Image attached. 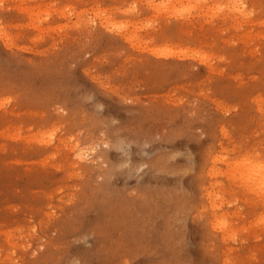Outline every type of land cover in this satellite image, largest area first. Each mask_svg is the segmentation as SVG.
I'll return each mask as SVG.
<instances>
[{
  "label": "rangeland",
  "instance_id": "rangeland-1",
  "mask_svg": "<svg viewBox=\"0 0 264 264\" xmlns=\"http://www.w3.org/2000/svg\"><path fill=\"white\" fill-rule=\"evenodd\" d=\"M262 32L264 0H0V264H264Z\"/></svg>",
  "mask_w": 264,
  "mask_h": 264
},
{
  "label": "bare ground",
  "instance_id": "bare-ground-1",
  "mask_svg": "<svg viewBox=\"0 0 264 264\" xmlns=\"http://www.w3.org/2000/svg\"><path fill=\"white\" fill-rule=\"evenodd\" d=\"M162 2H163V1H162ZM189 3L191 4V2H189ZM166 4H167V3H166ZM187 4H188V3H187ZM218 4H219V3H216V5H218ZM220 4H221V3H220ZM222 5H223V4H222ZM230 5H232V3H231ZM236 5H241V3H240V4H239V3H238V4L236 3V4H235V7H236ZM182 6H183V5H182ZM185 6H186V5H185ZM214 6H215V5H214ZM214 6H213V7H214ZM226 6H227V5H226ZM233 6H234V5H233ZM233 6H232V7H233ZM34 7H35V6H34ZM34 7H33V8H34ZM37 7H39V6H37ZM37 7H35V8H37ZM189 7H190V5H189ZM195 7H196V6H195ZM220 7H221V6H220ZM220 7H219V9H220ZM238 7H239L238 9H242V7H244V6H242L241 8H240V6H238ZM31 8H32V7H31ZM166 8H167V7H166ZM191 8H192V6H191ZM224 8H225V7H224ZM227 8H228V7H227ZM233 8H234V7H233ZM101 9H102V8H101ZM170 9H171V8H170ZM219 9H218V10H219ZM238 9H237V7H236V11H238ZM20 10H21V9H20ZM23 10H25V9H23ZM28 10H29V8H28ZM35 10H36V9H35ZM164 10H165V8H164ZM178 10H179V9H178ZM178 10H177V11H178ZM183 10H184V9H183ZM231 10H232V9H231ZM242 10H243V9H242ZM33 11H34V10H32V12H33ZM120 11H121V10H120ZM174 11H175V10H174ZM29 12H30V11H29ZM37 12H38V10L35 11V12H33V13L37 14ZM40 12H41V11H40ZM46 12L48 13V10H47ZM81 12H82V11H81ZM99 12H100V11H99ZM166 12H167V11H166ZM179 12H180V11H179ZM203 12H204V11H203ZM238 12H239V11H238ZM242 12H243V11H242ZM242 12H240V13H242ZM30 13H31V12H30ZM79 13H80V12H79ZM172 13L174 14L175 12H172ZM172 13H171V14H172ZM176 13H177V12H176ZM186 13H187V12H186ZM206 13H207V12H206ZM214 13H215V12H214ZM250 13H251V12H250ZM48 14H49V13H48ZM232 14H233V13H232ZM247 14H249V13H247ZM29 15H30V14H29ZM167 15H168V13H167ZM175 15H176V14H175ZM179 15H180V14H179ZM226 15H229V14H226ZM36 16H37V15H36ZM100 16H101V15H100ZM177 16H178V15H177ZM230 16H231V15H230ZM235 16H236V15H235ZM34 17H35V15H34ZM102 17H103V16H102ZM30 19H31V18H30ZM39 19H40V18H39ZM41 19H42V18H41ZM102 19H103V18H102ZM37 20H38V19H37ZM28 21H29V20H28ZM240 21H241V19H240ZM261 21H262V20H261ZM104 22H105V21H104ZM115 22H116V21H115ZM149 22H150V21H149ZM237 22H238V21H237ZM253 22H254V21H253ZM28 23H29V22H28ZM31 23H32V22H31ZM36 23H37V22H36ZM76 23H77V22H76ZM261 23H262V22H261ZM33 24H34V22H33ZM105 24H106V22H105ZM116 24H117V23H116ZM116 24H115V25H116ZM123 24H124V23H123ZM123 24L121 25L122 27H123ZM29 25H30V24H29ZM106 25H108V23H107ZM142 25H143V24H142ZM31 26H33V25H31ZM47 26H48V25H47ZM111 26H112V25H111ZM113 26H114V25H113ZM121 26H120V27H121ZM124 26H125V25H124ZM126 26H127V25H126ZM38 27H40V26H38ZM48 27H49V26H48ZM115 27H116V26H115ZM35 28H36V27H35ZM50 28H51V27H50ZM53 28H54V27H53ZM250 28H251V27H250ZM39 29H40V28H39ZM132 30H134V29H132ZM47 31H48V30H47ZM2 32H3L2 35H4V31H1V33H2ZM5 32H6V31H5ZM127 32H128V31H127ZM244 32H245V31H244ZM1 33H0V34H1ZM133 33H134V32H133ZM262 33H264V32H262ZM262 33H261V34H262ZM248 34H249V33H248ZM257 34H258V33H257ZM5 35H6V33H5ZM126 35H127V34H126ZM259 35H260V34H259ZM262 35H263V34H262ZM123 36H124V35H123ZM6 37H7V36H6ZM135 37H137V35H135ZM127 39H128V38H127ZM131 39H132V38H131ZM131 39H129V40H131ZM133 39H134V38H133ZM136 40H137V39H136ZM141 40H142V39H141ZM239 40H240V39H239ZM129 42H130V41H129ZM131 42H132V41H131ZM166 46H167V45H166ZM140 48H141V47H140ZM152 49H153V48H152ZM156 50H157V49H156ZM167 50H168V49H167ZM169 50H170V49H169ZM166 52H167V51H166ZM172 52H173V51H172ZM250 52H251V51H250ZM162 53H163V52H162ZM174 53H175V51H174ZM200 53H201V52H200ZM165 54H166V53H165ZM189 54H190V53H189ZM202 56H204V55H202ZM208 57H209V56H208ZM201 59H202V57H201ZM203 59H204V58H203ZM212 70H213V69H212ZM252 76H253V75H252ZM256 97H257V96H256ZM258 101H259V100H258ZM255 104H256V103H255ZM257 107H258V106H257ZM258 108H259V107H258ZM262 112H263V111H262ZM75 149H76V148H75ZM78 149H79V148H78ZM78 149H77V150H78ZM77 150H76V151H77ZM84 151H85V150H84ZM82 154H83V153H82ZM252 154H253V153H252ZM76 155H77V154H76ZM243 155H244V154H243ZM78 156H79V155H78ZM247 156H248V154H247ZM80 157H81V156H80ZM80 157H79V158H80ZM243 157H244V156H243ZM245 157H246V155H245ZM248 157H249V156H248ZM223 158H225V157H223ZM238 159H239V158H238ZM246 159H247V158H246ZM248 159H249V158H248ZM250 159H252V158H250ZM250 159H249V160H250ZM219 160H220V159H219ZM240 160H241V162H242V157L240 158ZM244 160H245V159H244ZM249 160H248V161H249ZM255 160H256V159H254L253 161H255ZM259 160H260V159H259ZM225 161H226V159H225ZM232 161H233V159H232ZM253 161H252V162H253ZM256 161H257V160H256ZM237 162H238V161H237ZM237 162H236V163H237ZM259 162H260V161H259ZM226 163H227V162H226ZM233 163H234V161H233ZM244 163H246V162H244ZM244 163H242V164H244ZM253 163H254V162H253ZM257 163H258V161H257ZM257 163H256V164H257ZM239 164H240V163H239ZM246 164H247V163H246ZM256 164H255V167H257V168L254 169V168H255L254 166H253L254 168H253L252 166H250V167L253 168V169L251 168L250 170H253V172L256 171L257 169H258L259 171H261V170L263 171L264 168L261 169V168H262V165H261L260 163H258V164H260V165L256 166ZM214 165H215V164H214ZM231 165H233V164H231ZM237 165H238V164H237ZM247 165H248V164H247ZM252 165H253V164H252ZM228 166H229V165H228ZM234 166H236V165L234 164ZM238 166H239V165H238ZM240 166H242L241 168H245V166H243V165H241V164H240ZM248 166H249V165H248ZM248 166H247V167H248ZM226 167H227V166H226ZM247 167H246V168H247ZM250 167H249V168H250ZM258 167H259V168H258ZM227 168H228V167H227ZM232 168H233V167H232ZM236 168H237V166H236ZM241 168H240V169H241ZM249 168H248V169H249ZM216 169H217V168H216ZM260 169H261V170H260ZM213 170H214V169H213ZM231 170H232V169H231ZM236 170H238V173H239V169H236ZM242 170H243V169H242ZM242 170H241V171H242ZM244 170H245V169H244ZM245 171H246V170H245ZM262 171H261V172H262ZM213 172H214V171H213ZM213 172H212V173H213ZM221 172H222V171H221ZM229 172H230V171H229ZM231 172H232V171H231ZM235 172H236V171H235ZM247 172H248V170H247ZM249 172H250V173H249ZM249 172L246 173V174L248 175V177H246V180L249 178V176H251V177L248 179V181H251V180H252V182H253V180H255L257 176H259V179H260L261 172H259L260 175H257V176H254V174L252 175V174H251L252 171H249ZM256 172H257V171H256ZM217 173H218V172H217ZM219 173H220V172H219ZM226 173H227V172H226ZM240 173H242V172H240ZM259 173H258V174H259ZM214 174H216V172H215ZM221 174H222V173H221ZM223 174H225V173H223ZM227 174H228V173H227ZM227 174H225V175H227ZM231 174H232V173H231ZM231 174H228V175L230 176ZM234 174H235V173H234ZM243 174H244V173H243ZM255 174H256V173H255ZM263 174H264V172L262 173V175H263ZM210 175H211V174H210ZM244 175H245V174H244ZM232 176H233V175H232ZM240 176H241V175H240ZM252 176H253V177H252ZM227 177H228V176H227ZM234 178H236V176H234ZM234 178H233V179H234ZM239 178H240V177H239ZM257 178H258V177H257ZM226 179H227V178H226ZM230 179L233 180L232 177H231ZM239 180H240V179H239ZM239 180H237V181H239ZM241 180H242V179H241ZM261 180H262V179H260V181H261ZM258 181H259V180H257V182H258ZM263 181H264V180H263ZM244 182H245V181H244ZM234 183H235V182H234ZM240 183H241V182H240ZM240 183H238V184H240ZM250 183H251V182H250ZM253 183H255V182H253ZM261 183H262V182H261ZM214 184H215V183H214ZM244 184H245V183H244ZM256 184L258 185L259 183H256ZM263 184H264V182H263ZM251 185H252V184H251ZM257 185H256V186H257ZM260 185L262 186V184H260ZM260 185H259V186H260ZM246 186H247V185H246ZM248 187H250V186H248ZM252 187H253V186H252ZM259 188H261V187H259ZM259 188H257V189L259 190ZM262 188H263V187H262ZM247 189H248V188H247ZM247 189H245V190H247ZM249 190H251V187H250ZM253 190H255L254 187H253ZM260 190H261V189H260ZM247 191H248V190H247ZM255 192L258 193L257 191H255ZM259 192H261V191H259ZM262 192H263V191H262ZM258 198H259V197H258ZM213 200H215V199H213ZM223 200H224V199H223ZM220 201H221V200H220ZM226 202H227V201H226ZM221 203H222V202H221ZM219 204H220V202H219ZM213 208H214V207H213ZM263 215H264V214H263ZM254 218H255V217H254ZM258 218H259V216L257 217V219H258ZM262 218H263V217H262ZM262 218H261V219H262ZM255 219H256V218H255ZM263 219H264V218H263ZM263 219H262V220H263ZM253 221H254V220H253ZM257 221H259V219H258ZM211 222H212V221H211ZM255 222H256V221H255ZM261 222H264V220L261 221ZM218 223H219V221H218ZM220 223H221V222H220ZM222 223H223V222H222ZM256 223H257V222H256ZM256 223H255V224H256ZM221 225H222V224H221ZM227 225H228V224H227ZM256 225H257V224H256ZM222 228H223V227H222ZM225 228H226V227H225ZM230 228H231V227H230ZM228 231H229V230H228ZM230 231H231V230H230ZM231 232H232V231H231ZM231 236H232V235H231ZM231 261H232V260H231Z\"/></svg>",
  "mask_w": 264,
  "mask_h": 264
}]
</instances>
